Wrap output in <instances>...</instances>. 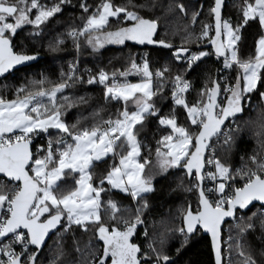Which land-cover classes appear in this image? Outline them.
<instances>
[{
    "label": "snow or ice",
    "instance_id": "6c2138e0",
    "mask_svg": "<svg viewBox=\"0 0 264 264\" xmlns=\"http://www.w3.org/2000/svg\"><path fill=\"white\" fill-rule=\"evenodd\" d=\"M69 3L71 0H57L49 6L40 0H0V77L7 79L13 70H19L18 66H27L38 58L39 53L16 49L14 38L18 29L31 25L28 35H40L42 26L62 12V5ZM223 5L224 0H214L209 9L214 25L204 23L196 37L198 42L208 38L212 52H192L185 46L192 38V33L186 30L179 46L163 38L154 39L159 17L142 15L140 10L151 12L159 6L156 0L139 4L128 0L123 6L101 0L91 13L89 5L81 2L79 7L89 14L82 17V26L67 32L77 51L80 37H85L93 51L105 44L124 45L127 41L159 45L171 49L173 60L183 68L173 73L164 65L153 71L145 54L139 63L132 58L123 71L89 72L85 81L83 75L77 74L76 65L70 63L58 82L42 75L39 80L21 83L12 98L0 95V174L8 182L0 184V264H40L38 257L49 233L55 232L59 237L72 231L73 225L83 232L94 228L98 243L89 244L86 254L77 246V257L68 261L58 239L55 257L49 264H175L164 250L163 235L159 247L155 240L149 241L146 228L143 235L147 248L134 240L138 227L145 224L142 216L149 208L147 194L155 191L153 174L146 171L152 163L153 150L140 139L149 117H156L158 124L167 130L155 141V167L160 173L182 169L196 181L188 190L195 189L198 193L197 210L189 206L182 212V226L176 229L183 237L181 247L192 234L203 229L211 236L215 264H223L222 225L226 218L235 221L238 211L251 212L249 206L253 202H260L264 209V155L254 153L248 157L250 165L233 169L216 155L215 148L222 140V146L231 151L235 134L241 131L239 126L233 129L231 125L238 116H243L244 102H250V94L257 92L264 102V91L258 88L264 85V0H242L240 18L235 24L223 18ZM175 9L187 15L183 3L176 2ZM167 10H172L171 4ZM197 15L192 14L193 25ZM113 22L115 28L111 27ZM250 22L258 24L261 34L255 40L254 55L242 58L239 52L243 29ZM213 28L215 35L210 36ZM63 43L57 37L50 47L55 51ZM212 54L223 57L224 69H235V83L226 81L222 85L219 79H211V86L206 83L190 104L186 93L192 85L186 74ZM117 73L121 79H117ZM129 75H139L141 79L133 83L127 79ZM77 82L102 85L105 100L121 103L122 107L115 116L100 119L91 126L78 127L80 119L68 124L62 119L66 111L87 103L85 96L65 95L66 89ZM169 83L173 107L170 113L161 115L154 97L164 99ZM177 107L186 114V123L179 122ZM93 115H98V111ZM261 128L257 135H264V125ZM50 129L57 130L55 141L49 136L47 147L37 146L33 153L30 147L33 139L41 133L49 134ZM260 143L264 148V140ZM145 149L147 156L142 154ZM108 158L112 162L94 179L96 164L107 163ZM70 173L77 174L75 186L66 188L61 182ZM205 179L212 182V187L204 185ZM237 179L241 182L239 186L235 183ZM111 190L129 196L138 205L134 214L123 215L130 210L111 198L103 200L101 194ZM102 208L111 224L103 221ZM247 212L235 225L237 236H229V251L236 253L237 264H264V248L259 250L257 259L251 246L243 241L257 227L264 233V211L251 215Z\"/></svg>",
    "mask_w": 264,
    "mask_h": 264
},
{
    "label": "trees",
    "instance_id": "16d2710c",
    "mask_svg": "<svg viewBox=\"0 0 264 264\" xmlns=\"http://www.w3.org/2000/svg\"><path fill=\"white\" fill-rule=\"evenodd\" d=\"M41 3L52 5L57 0H40ZM81 2L89 5V13H91L101 0H71V3L62 5V12L56 14L45 25L42 26L40 35L29 36L32 31V26H25L18 29L14 38V43L17 50L23 49L29 54L39 53L43 58L35 65L15 71L13 74L7 76V79L0 80V95L6 98H12L14 91L21 83L27 84L29 80H39L43 75L48 80L58 82L61 78V72H67L69 64H74L76 58L77 74L83 75L86 81L88 73L95 74L100 69L112 73L117 69L123 71L129 66L131 59L134 58L137 63L147 54L150 60L152 70L168 65L172 72L175 73L183 68L182 64H177L171 56V49H164L159 45H138L132 41H127L124 45H109L100 48L97 51L88 46L85 37H80V48L77 51L74 41L67 36L70 28L82 26L83 19L89 13H84L79 7ZM134 4L144 3L145 0H132ZM158 7L151 12L140 10L142 15L159 17V29L154 39H166L172 41L175 46H179L181 38L185 35V30L192 33L190 42L185 45L190 48L192 52L204 50L212 52V46L208 42V38L198 42L196 37L202 30V25L208 23L214 25V20L209 9L214 4V0H156ZM183 3L187 9V15L181 14L175 9V3ZM114 5L123 6L128 3V0H112ZM242 0H224L222 9V16L225 19H230L233 24L240 18V5ZM172 5V10L169 11L168 5ZM193 13H198L196 22L191 23ZM113 18H110V20ZM117 25L113 22L111 27L115 28ZM261 34L259 26L255 22H250L248 26L243 29V42L240 44V56L247 58L254 55L255 40ZM213 31L210 36H214ZM57 37L63 39L64 43L60 45L55 51L50 45H55ZM191 73L186 74V79L191 81V89L186 93L188 102L194 103L198 98L199 90L205 87L207 83L210 85L211 79L215 77L219 79L220 71L223 68V59L220 57L215 61L214 54L204 57ZM220 71H217V70ZM229 80L235 83L236 71L231 69L228 72ZM139 75H129L127 79L130 82L139 81ZM111 79V76H110ZM117 79H121L117 73ZM47 87V85H45ZM260 91H264V85L258 86ZM171 84H167L164 90V99L159 96L154 97L157 107L160 109L161 115H166L172 110V101L170 95ZM65 95L71 97L85 96L87 103L79 104L75 107L69 108L62 119L68 124L76 123L80 119L81 126H91L94 122L100 119H107L109 116H115L117 110L122 107L121 103L116 101H106L103 95V87L89 86L87 83L77 82L71 88L66 89ZM251 100L244 102L243 116H238L235 122L237 128L241 129L235 134V143L231 147V151L226 150L223 146L217 151V156L224 162L228 163L233 169L241 168L243 165H250L248 160L250 155L260 153L264 155V148L261 147V141L264 140V135H257L262 132L261 125H264V102L260 101L257 92L250 94ZM98 111V115L93 113ZM176 113L180 123H186L185 113L182 108L177 107ZM234 128V129H235ZM167 130L158 124L156 117H149L145 122V127L140 133V139L152 148L151 160L152 163L146 167V171L153 174V183L155 191L147 194L149 208L143 213L142 218L145 224L142 225L137 237V243L142 247L147 248V243L143 235L146 228L149 234V241L155 240L159 247V239L161 235L164 236L165 244L164 250L171 256L175 264H214L213 255L210 243L207 237L201 235L198 231L193 236L189 237L187 243L181 247L183 237L176 231L182 226V212L186 211L189 206L193 211L197 210L198 196L195 189L188 190L192 184L196 183L194 179L189 180L184 170L179 168H171L167 173H160L155 167V141L159 139L160 135ZM43 134V133H42ZM55 141L57 130H49V134H43ZM37 146L47 147L44 142H37L32 145L34 151ZM147 156V149L142 153ZM243 157V159H241ZM111 158H108L107 163L104 161L98 162L94 169V179L98 178L111 163ZM76 175L68 174L61 182L66 188L75 186ZM8 183L0 179V184ZM103 200L109 198L117 201L123 208H128L130 211L123 213V215L134 214L135 208L138 206L131 198L123 193L115 190L106 191L101 194ZM264 211L258 206L251 207V212L257 214ZM251 212H247L251 215ZM104 208L101 209L103 221H108V215L104 214ZM244 215L240 213L237 216L236 222L239 223V217ZM108 219V220H107ZM246 219V217H245ZM111 221V220H110ZM106 223V222H105ZM238 229L232 226L230 235L235 238ZM75 238V243L73 242ZM60 240L63 251L65 253L64 259L72 261L77 257L75 248L78 246L85 254L87 253V246L89 244L96 245L98 241L95 238V229L90 227L88 232H83L78 226L73 225V230L63 233L62 236L54 234L42 250L39 261L40 264H49V261L55 257L57 251V240ZM246 245H250L254 255L259 259L258 252L264 248V233H261L259 227L254 232H249L243 237ZM180 249L177 252V249ZM231 264H237L238 257L234 251L230 252Z\"/></svg>",
    "mask_w": 264,
    "mask_h": 264
},
{
    "label": "built area",
    "instance_id": "2783aa9c",
    "mask_svg": "<svg viewBox=\"0 0 264 264\" xmlns=\"http://www.w3.org/2000/svg\"><path fill=\"white\" fill-rule=\"evenodd\" d=\"M222 59H223V57H221ZM77 63H78V61H76L74 64L77 66ZM228 72H229V70H226V69H224V68H222L221 69V71H220V77H219V80H220V83L223 85L226 81L227 82H230V80H229V76H228ZM89 74V73H88ZM222 78H224V79H222ZM231 83V82H230ZM87 85H89V84H87ZM89 86H101V87H103L102 85H99V84H92V85H89ZM223 98V96L221 97V99ZM231 127L234 129L235 127H236V125H235V123H233L232 125H231ZM48 139H49V137H47L46 135H43L42 133L40 134V136H38V137H36V138H34L33 139V142H32V145L33 144H35V143H37V142H44V143H46V145H47V143H48ZM54 141V140H53ZM223 145V142H222V140L219 142V143H216L215 144V148H216V154H217V151L219 150V148L221 147ZM32 151H33V153H35L36 151H34L33 150V148H32ZM207 170H209V166H207L206 165V167H205V171H207ZM212 171H214V168L213 169H211ZM1 180H4V179H1ZM236 184H237V186H239L240 185V181L237 179V181L235 182ZM204 185L206 186V187H212V182L210 181V180H207V179H205V181H204ZM226 191H227V189H226ZM211 195V194H210ZM239 215V214H238ZM237 215V216H238ZM236 220L235 221H231V222H228V223H225L224 225H223V232H222V240L224 241V243L222 244V249H223V258H222V260H223V264H229V261H230V251H229V248H230V245H229V243H228V241H229V236H231L230 235V229H231V227L232 226H235L236 225Z\"/></svg>",
    "mask_w": 264,
    "mask_h": 264
},
{
    "label": "water",
    "instance_id": "95a60500",
    "mask_svg": "<svg viewBox=\"0 0 264 264\" xmlns=\"http://www.w3.org/2000/svg\"><path fill=\"white\" fill-rule=\"evenodd\" d=\"M222 9H223V8H222ZM214 56H215V54H214ZM42 58H43V57H42L41 55H38V58H37L36 60H34V61L29 62L27 66H18V68H19V70H20V69L27 68V67H30V66H32V65H35V64L38 63L40 60H42ZM218 60H219V58H217V57L215 56V61H218ZM15 71H17V70H13V72H12L11 74H13ZM11 74H8L7 76H9V75H11ZM1 79H4V78L0 77V80H1ZM214 79H217V78L215 77ZM30 147H31V149H32V144H31ZM187 177H188V176H187ZM0 179H4L5 181H7V178H5V177L3 176V174H0ZM188 179H189V180H192V179H190L189 177H188ZM195 182H196V181H195ZM197 196H198V193H197ZM253 206H258V207L261 208L260 202H253V204L250 205L249 207L251 208V207H253ZM187 209H188V208H187ZM261 209H262V208H261ZM245 212H247V210L238 211V212H237V215L240 214V213H245ZM231 221H233L232 218H226L225 223H228V222H231ZM225 223H224V224H225ZM224 224H223V225H224ZM223 225H222V227H223ZM140 227H141V225H140L138 228H140ZM199 232L201 233L202 236L208 238L209 243H210V247H211V251H212V241H211V236H210V234L204 232L203 229H200ZM196 233H197V232H196ZM196 233H194V234H196ZM54 234H56V233H55V232H50V233H49V237L46 239V244L48 243V241L50 240V238H51ZM194 234H192L191 236H193ZM191 236H190V237H191ZM43 249H44V248H43ZM41 252H42V251H41ZM40 254H41V253H40ZM40 254H39V256H40ZM212 255H213V261H214V264H215V255H214L213 251H212ZM38 258H39V257H38Z\"/></svg>",
    "mask_w": 264,
    "mask_h": 264
},
{
    "label": "rangeland",
    "instance_id": "374dc122",
    "mask_svg": "<svg viewBox=\"0 0 264 264\" xmlns=\"http://www.w3.org/2000/svg\"><path fill=\"white\" fill-rule=\"evenodd\" d=\"M94 10H95V9H94ZM94 10H93V11H94ZM25 26H29V25H24V26H22V27H25ZM30 26H31V25H30ZM109 45H116V44H105L104 47L109 46ZM88 46H89V45H88ZM102 48H103V47H102ZM76 61H78V58H76L75 62H76ZM75 62H74V63H75ZM139 77H140V76H139ZM140 79H141V77L139 78V80H140ZM136 82H138V81H136ZM136 82H133V83H136ZM50 130H54V129H50ZM73 174H75V173H73ZM75 175H76V178H77V174H75ZM76 178H75V179H76ZM106 187H107V186H106ZM115 191H118V190H115ZM118 192H119V191H118ZM120 193H121V192H120ZM124 195H125V194H124Z\"/></svg>",
    "mask_w": 264,
    "mask_h": 264
},
{
    "label": "flooded vegetation",
    "instance_id": "af4514ba",
    "mask_svg": "<svg viewBox=\"0 0 264 264\" xmlns=\"http://www.w3.org/2000/svg\"><path fill=\"white\" fill-rule=\"evenodd\" d=\"M108 220V219H107ZM106 223H108V224H111L112 223V221H110V220H108V221H105ZM141 227H142V225H141ZM141 227L140 228H138V234H139V232H140V229H141ZM137 237H138V235H136L135 237H134V240H135V242L137 241ZM51 239V238H50ZM99 243H102V242H99ZM137 243V242H136ZM141 247H142V245H141ZM143 249H146L145 247H142Z\"/></svg>",
    "mask_w": 264,
    "mask_h": 264
}]
</instances>
